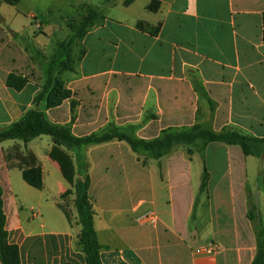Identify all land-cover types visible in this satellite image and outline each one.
I'll return each mask as SVG.
<instances>
[{
  "label": "crops",
  "instance_id": "obj_1",
  "mask_svg": "<svg viewBox=\"0 0 264 264\" xmlns=\"http://www.w3.org/2000/svg\"><path fill=\"white\" fill-rule=\"evenodd\" d=\"M62 1L0 0V128L38 109L77 136L112 123L138 125V136L151 139L167 128L203 123L217 132L229 128L264 137V0H158L156 11L148 9L153 0H75L58 23L52 16ZM85 4L103 7L104 18L76 43L75 70L60 74L71 94L52 108L46 100L36 104L44 71L22 37L49 58L47 39L56 29L68 31L67 21L79 17ZM7 5L17 12L5 11ZM45 13L50 22L41 18ZM139 21L158 31L141 30ZM13 73L29 79L21 90L7 85ZM16 152L34 155L42 168L39 187L23 177L32 159L24 163ZM87 155L103 264H252L257 237L248 195L258 190L264 204L262 159L224 142L203 152L180 144L160 160H144L128 143L114 140L89 147ZM205 170V203L195 207ZM250 174L263 185L251 186ZM77 175L74 154L48 135L0 143L8 242L18 247L21 264H86L77 243L74 195L62 198ZM213 179L227 180L231 189L222 215L209 204ZM150 209L158 220L140 221Z\"/></svg>",
  "mask_w": 264,
  "mask_h": 264
},
{
  "label": "trees",
  "instance_id": "obj_2",
  "mask_svg": "<svg viewBox=\"0 0 264 264\" xmlns=\"http://www.w3.org/2000/svg\"><path fill=\"white\" fill-rule=\"evenodd\" d=\"M15 5L18 0H4ZM111 0H105L107 3ZM133 0H125L129 5ZM160 6L158 0H153L148 6L149 10L156 11ZM84 12L79 18H70L67 21L69 34L56 44L54 53L47 58L27 37H22L26 48L30 51L32 58L36 60L44 71V83L36 95L34 102L39 104L46 100L48 108L60 105L71 94L65 86L60 74L64 71L73 72L74 68V47L79 39L84 37L90 28L104 18L103 7L85 4ZM264 23V13H263ZM141 30H148L156 33L158 27H153L145 21L137 24ZM264 37V33H263ZM29 82V79L22 75L10 74L7 85L21 90ZM201 95L206 96L201 87H197ZM74 102H72V106ZM138 125L129 124L119 126L108 124L103 129L84 136L75 135L68 125L55 124L51 122L44 112L38 109L28 110L19 120L0 128V143L5 140H20L25 143L32 139L48 135L58 146H63L74 154L77 165V178L74 189L62 193V198L67 199L74 195V205L77 210L75 223L80 226L77 243L85 253L86 264H103L100 255L101 245L95 228V209L89 197L90 167L91 162L87 155V149L114 140L125 141L139 158L160 160L169 154L174 147L180 144L195 146L203 152L208 144L212 142H224L237 144L242 147L245 155L255 156L264 161V137H252L241 132L225 128L221 131H214L209 124L197 123L190 128L176 129L167 128L162 130L159 136L151 139L143 138L137 134ZM192 149L189 148V152ZM15 154H18L16 152ZM8 153L7 156H12ZM22 162L29 164V158L33 165L23 169L24 179L32 186L39 187L42 184V168L32 153L19 155ZM210 174L207 170L202 175L199 194L208 188ZM199 194L196 197L195 207L199 201ZM195 211V208H194ZM248 217L255 222L257 237V253L252 264H264V221L261 214L257 212L256 205L248 211ZM7 217L4 210L3 189L0 186V260L2 264H21L19 249L16 245L8 242L6 230Z\"/></svg>",
  "mask_w": 264,
  "mask_h": 264
},
{
  "label": "rangeland",
  "instance_id": "obj_3",
  "mask_svg": "<svg viewBox=\"0 0 264 264\" xmlns=\"http://www.w3.org/2000/svg\"><path fill=\"white\" fill-rule=\"evenodd\" d=\"M75 0H64L62 1V3L59 5L61 8H59L57 11H55L52 16V19H54L56 22L60 23L62 21V17L64 16V14H67V12H70L71 11V2H74ZM103 0H93L92 2L94 4H103L102 2ZM89 2V0H88ZM5 11H9V12H12V13H15L17 12V9L14 8V7H11V6H5L4 8ZM41 18L45 21V22H50L51 20V17L49 16L48 13H45L44 14V17L41 16ZM79 17H73V19H77ZM69 34V30L64 32V31H61V30H58L56 29L54 32L51 33L49 39H47V42H46V46L44 47V51L45 53L49 56L52 55L53 51L55 50V44L58 40H63L64 38H66V36ZM43 45V44H42ZM81 50V49H80ZM78 50V51H80ZM81 53H82V50H81ZM81 53L79 52L77 54L78 57L81 56ZM80 54V55H79ZM73 57L74 59L77 58L76 55L74 56L73 54ZM218 174H215L214 177L218 176ZM253 174H250V178H249V181L248 183L251 185V186H255L257 187V185H260L262 184L263 185V182L260 181H255L256 179H254L253 177ZM218 181V182H217ZM228 181L225 180H221L219 181L218 179H213L212 180V184L208 190V192H210V201H209V204L212 205L214 207V209L216 210L217 207L219 206L218 210H219V213L220 215H222L223 213L220 212V210L222 209L221 207H223L228 201L231 200V189L229 187V184L227 183ZM216 183H220L219 185H217ZM218 186V187H216ZM207 192V193H208ZM256 193H259L258 190L254 191V193L250 192L249 195H248V211L250 209H252V207L255 204V194ZM202 193L199 195V202L201 204H204L205 203V197L206 195H202ZM224 201H227L226 203H224ZM198 202V204H200ZM256 209H257V212H259L260 214L263 213L264 214V204L263 202L258 204V207L256 205ZM251 222L254 224V229H255V222L251 220Z\"/></svg>",
  "mask_w": 264,
  "mask_h": 264
},
{
  "label": "built area",
  "instance_id": "obj_4",
  "mask_svg": "<svg viewBox=\"0 0 264 264\" xmlns=\"http://www.w3.org/2000/svg\"><path fill=\"white\" fill-rule=\"evenodd\" d=\"M139 220L144 223L153 224L158 220L157 213L154 209L147 210L142 215H140Z\"/></svg>",
  "mask_w": 264,
  "mask_h": 264
},
{
  "label": "water",
  "instance_id": "obj_5",
  "mask_svg": "<svg viewBox=\"0 0 264 264\" xmlns=\"http://www.w3.org/2000/svg\"><path fill=\"white\" fill-rule=\"evenodd\" d=\"M255 204L257 205V207H258V204H259V201H260V195H259V193H256L255 194Z\"/></svg>",
  "mask_w": 264,
  "mask_h": 264
}]
</instances>
